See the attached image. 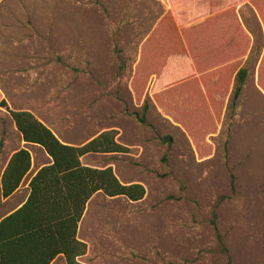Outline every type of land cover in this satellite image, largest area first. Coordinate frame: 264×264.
<instances>
[{
	"label": "rangeland",
	"instance_id": "1",
	"mask_svg": "<svg viewBox=\"0 0 264 264\" xmlns=\"http://www.w3.org/2000/svg\"><path fill=\"white\" fill-rule=\"evenodd\" d=\"M259 1L262 15L248 3L240 9L257 49L234 109L221 98L214 112L197 116L188 105L171 119L143 88L154 66L182 87L191 69L178 36L167 41L169 70L162 69L166 63L143 61L135 79L138 96L132 92L141 42L163 11L161 0H0V100L10 109L30 110L75 145L115 129L129 151L86 153L82 162L110 165L121 182L145 188L136 201L102 192L90 197L77 231L86 243L79 257L84 264H264V0ZM163 42L154 33L145 46L164 52L157 46ZM144 99L142 124L134 112L140 114ZM0 140V170L24 145L32 155L18 190L0 199L3 215L26 197L30 175L50 159L39 145L23 142L2 106ZM53 264L66 262L58 257Z\"/></svg>",
	"mask_w": 264,
	"mask_h": 264
},
{
	"label": "trees",
	"instance_id": "2",
	"mask_svg": "<svg viewBox=\"0 0 264 264\" xmlns=\"http://www.w3.org/2000/svg\"><path fill=\"white\" fill-rule=\"evenodd\" d=\"M254 3L258 14H261V2L255 0ZM261 20L264 25L263 18ZM254 49L257 48L253 43L245 61L235 72L226 103L231 110L241 93ZM143 61L147 64L145 58L140 60L134 76L135 96H138L135 79ZM145 86L146 83L143 91ZM223 96L224 93L216 100L212 111L204 109L203 104H195L190 96L188 100L177 102L176 107L183 110L189 105L191 109L186 110L196 114L199 111L214 112ZM0 106L5 107L11 115L22 140L27 144L39 145L50 159L30 177L28 193L21 205L0 215V264H49L57 256H63L66 264H84L79 257L86 253V243L77 237V229L90 197L102 192L107 196L123 195L136 201L144 196L145 188L138 182H121L110 165L95 167L82 164L80 157L86 153H125L129 147L116 140L117 131L113 128L104 129L79 145L65 143L30 110L10 109L5 99L0 100ZM147 107V99H144L140 114L134 112L142 124L146 123ZM179 110L175 111L177 115ZM31 165L32 155L25 145L9 156L0 170V199L7 198L19 188ZM212 216L214 224L215 211ZM217 240L221 249L227 251L219 232Z\"/></svg>",
	"mask_w": 264,
	"mask_h": 264
},
{
	"label": "crops",
	"instance_id": "3",
	"mask_svg": "<svg viewBox=\"0 0 264 264\" xmlns=\"http://www.w3.org/2000/svg\"><path fill=\"white\" fill-rule=\"evenodd\" d=\"M161 1L163 11L141 42L139 61L144 58L149 64L160 61L167 64L162 69L167 68L169 70L170 66L168 64L170 61L168 56L172 50L167 47L169 44L167 41H170V37L174 39L176 35L180 38L186 51L191 70L189 74L181 79L183 81L180 83L183 84L182 87L177 88V78L161 75L159 68L154 66L143 93L148 92L157 107L171 119V113L179 110L176 107L177 102L188 100V96L192 98L191 101L195 104H203L204 109L212 111L214 110V103L220 99L222 93L225 95L223 98H225L226 103L232 89L235 72L242 65L249 52L250 41H252L251 34L243 23L240 9L248 3L254 12L256 11L258 14L255 0ZM162 20L161 26L159 23ZM154 33L157 40H165L162 44L157 45L164 49V52L163 50H152L145 46ZM185 88H189V90L186 89L185 91ZM132 92L135 96L133 89ZM93 136L85 139L82 143ZM61 141L70 143L64 140ZM81 163L84 164L82 160ZM42 165H39L37 169ZM23 200L4 214L15 210ZM58 257L63 256L55 257L49 264H53Z\"/></svg>",
	"mask_w": 264,
	"mask_h": 264
},
{
	"label": "water",
	"instance_id": "4",
	"mask_svg": "<svg viewBox=\"0 0 264 264\" xmlns=\"http://www.w3.org/2000/svg\"><path fill=\"white\" fill-rule=\"evenodd\" d=\"M23 142L25 143V141L23 140Z\"/></svg>",
	"mask_w": 264,
	"mask_h": 264
}]
</instances>
